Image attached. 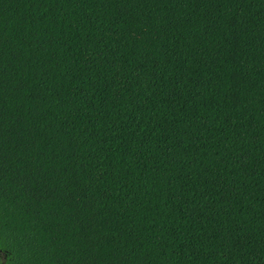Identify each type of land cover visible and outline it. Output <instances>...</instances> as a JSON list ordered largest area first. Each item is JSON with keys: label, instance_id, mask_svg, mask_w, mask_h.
Here are the masks:
<instances>
[{"label": "trees", "instance_id": "1", "mask_svg": "<svg viewBox=\"0 0 264 264\" xmlns=\"http://www.w3.org/2000/svg\"><path fill=\"white\" fill-rule=\"evenodd\" d=\"M0 264H264V0H0Z\"/></svg>", "mask_w": 264, "mask_h": 264}]
</instances>
